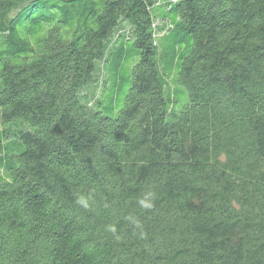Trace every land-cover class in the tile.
Here are the masks:
<instances>
[{"label": "trees", "instance_id": "1", "mask_svg": "<svg viewBox=\"0 0 264 264\" xmlns=\"http://www.w3.org/2000/svg\"><path fill=\"white\" fill-rule=\"evenodd\" d=\"M0 264H264V0H0Z\"/></svg>", "mask_w": 264, "mask_h": 264}, {"label": "rangeland", "instance_id": "2", "mask_svg": "<svg viewBox=\"0 0 264 264\" xmlns=\"http://www.w3.org/2000/svg\"><path fill=\"white\" fill-rule=\"evenodd\" d=\"M179 96H180V98H183L184 97V94L183 93H180Z\"/></svg>", "mask_w": 264, "mask_h": 264}]
</instances>
